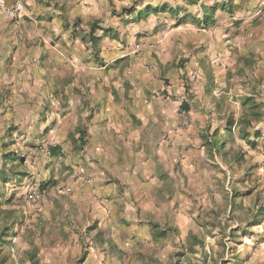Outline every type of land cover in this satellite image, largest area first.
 <instances>
[{
  "label": "crops",
  "instance_id": "obj_1",
  "mask_svg": "<svg viewBox=\"0 0 264 264\" xmlns=\"http://www.w3.org/2000/svg\"><path fill=\"white\" fill-rule=\"evenodd\" d=\"M22 1L0 13V115L33 179L94 244L156 247L224 101H264V0Z\"/></svg>",
  "mask_w": 264,
  "mask_h": 264
},
{
  "label": "rangeland",
  "instance_id": "obj_2",
  "mask_svg": "<svg viewBox=\"0 0 264 264\" xmlns=\"http://www.w3.org/2000/svg\"><path fill=\"white\" fill-rule=\"evenodd\" d=\"M113 1L136 7L138 1L155 0ZM223 108L224 115L213 121V131L231 114L242 119L235 128L236 138L227 142L226 153L209 148L203 153L205 160L182 179L185 197L177 202L181 217L171 219L174 224L167 226L170 229L156 247L145 240L125 242L122 249L94 244L89 228L72 223L66 214L68 201L59 188L39 187L15 127L0 115V168L4 153L24 159L6 165L5 183L0 177V234H4L0 264H264V101L253 99L243 105V99L234 97L224 101ZM242 129L249 132L254 146L241 137ZM208 132L212 134L211 127ZM12 168L26 176L17 179ZM33 187L43 194L38 207L28 202ZM53 205L58 213L50 211ZM83 251L88 258L80 263Z\"/></svg>",
  "mask_w": 264,
  "mask_h": 264
},
{
  "label": "trees",
  "instance_id": "obj_3",
  "mask_svg": "<svg viewBox=\"0 0 264 264\" xmlns=\"http://www.w3.org/2000/svg\"><path fill=\"white\" fill-rule=\"evenodd\" d=\"M233 1V0H231ZM143 14V11H139V15L141 16ZM94 28V26H92V29ZM98 40L95 39L94 40V45L95 48L97 49V51H99L98 48ZM253 100L252 97H246L243 99V105L245 104V102L247 101H251ZM242 119H236L234 115H228L224 122H222L221 124H219L213 131L212 134H209V138L207 140V144L209 146V148L215 152H223L226 153V144L228 141H233L236 138V132H235V128L241 123ZM210 130V129H209ZM240 135L244 140L249 141L250 144H252L253 146L255 145V141H251L250 140V134L249 132L245 131L244 129L240 130ZM256 135L258 136V132H256ZM11 154H7L4 153L3 154V166L2 168H0V177H1V181L2 183H5L8 179L7 176V172H6V165L11 161V162H23L24 159L22 158V156H13V154L10 156ZM12 174L14 175V177H16L17 179L21 180L23 179L26 174L25 172H19L16 171L14 168L11 169ZM48 186L47 183H42L41 184V189L45 190L46 187ZM166 233V230L162 231L160 233V235H164ZM2 235L4 234H0V241L2 240ZM0 246H1V242H0ZM87 257V252L83 251L82 255L79 258V262L83 263L85 261Z\"/></svg>",
  "mask_w": 264,
  "mask_h": 264
},
{
  "label": "built area",
  "instance_id": "obj_4",
  "mask_svg": "<svg viewBox=\"0 0 264 264\" xmlns=\"http://www.w3.org/2000/svg\"><path fill=\"white\" fill-rule=\"evenodd\" d=\"M25 10V5L22 1L17 0L14 4L9 5L6 0H0V12L7 17L16 18L23 14ZM174 112L178 115V117L186 124L187 121V113L181 108H175ZM42 192L33 188L30 190L28 194V202L32 204L34 207H38L42 202Z\"/></svg>",
  "mask_w": 264,
  "mask_h": 264
}]
</instances>
